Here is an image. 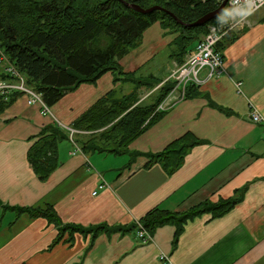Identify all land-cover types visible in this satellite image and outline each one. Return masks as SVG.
<instances>
[{"label":"crops","instance_id":"1","mask_svg":"<svg viewBox=\"0 0 264 264\" xmlns=\"http://www.w3.org/2000/svg\"><path fill=\"white\" fill-rule=\"evenodd\" d=\"M253 23L225 47V74L201 85L198 97L163 113L124 155L86 156L69 138L59 144L58 167L45 182L37 178L27 160L45 126L55 123L73 131V122L101 97L112 90H118L119 95L132 90L130 84L115 85L112 73L95 85L83 84L67 94L47 115L39 104L30 105L25 96L2 112L0 264H264V9L254 16ZM152 29L160 36L142 49ZM175 36L154 24L143 34L141 46L121 59L120 66L123 69V61L140 49L155 50L156 42L172 48L169 43ZM136 57L123 71L154 76L141 74L154 55L148 54L140 62ZM169 74V69H163L164 77L158 79L164 82ZM200 77L204 79L205 73ZM148 95L141 92L140 102H149ZM251 109L261 115V124L251 122ZM185 134L207 144L194 148L171 177L159 166L145 169V155L163 151ZM245 187L242 202L224 217L211 220L205 215L189 222L174 252L173 226L158 228L146 244L135 232L101 235L90 249L89 237L76 234L70 245L66 235L51 247L56 228L42 218L31 219L15 210L51 206L63 224L122 226L138 222L155 208L182 213L205 201L217 203L237 196Z\"/></svg>","mask_w":264,"mask_h":264},{"label":"trees","instance_id":"2","mask_svg":"<svg viewBox=\"0 0 264 264\" xmlns=\"http://www.w3.org/2000/svg\"><path fill=\"white\" fill-rule=\"evenodd\" d=\"M221 3L222 0H0V45L24 77L27 88L39 95L49 108L83 84L95 85L107 73L114 75L115 85L130 84L129 93L119 95L118 90L110 91L71 125L76 133H82L73 136L82 154L121 156L129 153L128 147L162 118L163 114H156L155 110L172 85L167 82L161 85L162 80L151 75L141 77L137 71L125 73L119 62L138 49L143 34L159 23L162 30L176 35L169 43L172 50L175 48L169 57L182 63L186 53L206 34V25H185L215 11ZM125 4L144 10L160 7L164 11L141 14ZM216 19L210 24H216ZM234 39L230 36L219 48L224 51ZM5 80L7 77L0 75V82ZM198 91L190 86L187 97H198ZM141 92L149 93V102H140ZM21 96L12 93L5 99L0 95V114ZM209 105L215 107L212 102ZM65 141H69V132L53 123L40 131L29 149L28 163L41 182L47 181L57 169L58 146ZM205 144L206 141L185 134L163 151L145 155L148 159L145 169L159 166L171 177L194 148ZM246 190L245 187L239 195L217 203L205 201L182 213L155 208L138 222L122 226L63 224L51 206L15 210L31 219L42 218L56 228L58 234L51 247L66 235L70 245L76 234L89 237L87 249H90L101 235L137 233L140 225L152 237L158 228L173 226L174 252L189 222L205 215L211 220L224 217L242 202Z\"/></svg>","mask_w":264,"mask_h":264},{"label":"built area","instance_id":"3","mask_svg":"<svg viewBox=\"0 0 264 264\" xmlns=\"http://www.w3.org/2000/svg\"><path fill=\"white\" fill-rule=\"evenodd\" d=\"M239 2L243 3V0H239ZM255 4L257 6L255 12L241 23H234L233 26L224 28H220L217 24L208 25L205 36L192 51L187 53L184 63L178 64L177 62H172L173 68L170 69V75L164 81V83H170L172 89L166 98L158 105L155 113L167 112L176 104L186 100L188 88L190 86L200 87L206 81L219 78L225 74L223 56L222 53L217 50V46L229 35L247 30L254 25L252 18L257 11L264 8V0H255ZM227 7H229V1ZM203 71H206L204 79L200 77ZM0 74L9 79L8 81H2L0 83L1 95H9L13 92L21 93L27 97L30 105L39 104L43 115L50 113L49 108L44 104L41 97L25 86L23 76L9 61L1 45ZM237 88L239 89L240 87L237 86ZM254 111L257 112L256 110ZM252 115L250 119L253 124L259 125L262 123L263 118L261 115V119L256 113ZM73 133L74 132L71 131L70 135L72 136ZM100 188H103V186ZM93 195H96V193H93ZM137 237L144 243L150 241L149 234H147L141 226L137 232Z\"/></svg>","mask_w":264,"mask_h":264},{"label":"rangeland","instance_id":"4","mask_svg":"<svg viewBox=\"0 0 264 264\" xmlns=\"http://www.w3.org/2000/svg\"><path fill=\"white\" fill-rule=\"evenodd\" d=\"M211 23V22H210ZM209 23V24H210ZM156 29V28H154ZM160 34L159 32L157 34L154 33L153 29L150 30V32H148L145 36V44L144 47L142 49H144L145 47L148 46V41L150 40H156L157 38H159ZM154 45H156L155 50H138L137 52H135L134 54H132V56L126 58L123 61V69H127V62L129 61H133V56L137 55L136 58H138V61L140 62V60H144V58L148 55V54H153L154 57L152 59V61L146 65L145 67H143V69L141 70V74L142 75H148V74H153L154 76H156L157 78L163 79V75H162V71L163 69H172L173 68V63L170 60L171 58L169 57V54L174 52V49L171 50L172 48H166V47H162L160 46L159 42H156ZM138 63H135L134 65L137 66ZM168 67V68H167ZM206 75V71H203ZM202 72V73H203ZM236 86L241 88V84L237 83ZM3 96L5 99L7 98V95H1ZM255 109H251V111L249 112V116L250 118H252V114L256 113V115L260 118V115L254 111ZM261 119V118H260Z\"/></svg>","mask_w":264,"mask_h":264},{"label":"clouds","instance_id":"5","mask_svg":"<svg viewBox=\"0 0 264 264\" xmlns=\"http://www.w3.org/2000/svg\"><path fill=\"white\" fill-rule=\"evenodd\" d=\"M255 0H229V7L222 9L216 19L220 28L231 27L234 23H241L256 10Z\"/></svg>","mask_w":264,"mask_h":264},{"label":"water","instance_id":"6","mask_svg":"<svg viewBox=\"0 0 264 264\" xmlns=\"http://www.w3.org/2000/svg\"><path fill=\"white\" fill-rule=\"evenodd\" d=\"M228 0H224L220 7L218 9H216L215 11L208 13L207 15L203 16L202 18H200L199 20L195 21L194 23L190 24V25H185L188 27H201V26H205L207 24H209L211 21H213L214 19L217 18L218 14L221 12L222 9L226 8ZM127 7H129L130 9L141 13V14H150L154 11H164L162 10L160 7H152L150 9L144 10L142 8H140L137 5H128L125 4ZM178 24L183 25L181 22L177 21Z\"/></svg>","mask_w":264,"mask_h":264},{"label":"bare ground","instance_id":"7","mask_svg":"<svg viewBox=\"0 0 264 264\" xmlns=\"http://www.w3.org/2000/svg\"><path fill=\"white\" fill-rule=\"evenodd\" d=\"M7 56V55H6Z\"/></svg>","mask_w":264,"mask_h":264}]
</instances>
